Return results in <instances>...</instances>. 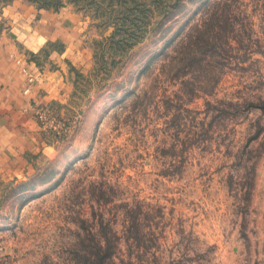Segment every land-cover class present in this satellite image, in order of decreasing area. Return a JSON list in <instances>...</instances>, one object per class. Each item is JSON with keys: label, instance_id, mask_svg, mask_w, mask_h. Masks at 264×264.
Wrapping results in <instances>:
<instances>
[{"label": "rangeland", "instance_id": "rangeland-1", "mask_svg": "<svg viewBox=\"0 0 264 264\" xmlns=\"http://www.w3.org/2000/svg\"><path fill=\"white\" fill-rule=\"evenodd\" d=\"M36 2L89 52L26 108L60 144L0 178V264H264V0Z\"/></svg>", "mask_w": 264, "mask_h": 264}, {"label": "crops", "instance_id": "crops-1", "mask_svg": "<svg viewBox=\"0 0 264 264\" xmlns=\"http://www.w3.org/2000/svg\"><path fill=\"white\" fill-rule=\"evenodd\" d=\"M0 20L12 24L11 29L0 28V178H14L35 169L36 160L55 154L60 144L58 136L44 130L28 112L30 101L62 106L71 83L65 78L63 61L69 58L75 64L89 51L81 43L79 18L69 7L3 0ZM58 41L65 44L63 50L52 45L48 58L42 55L51 42ZM25 65L35 76L30 92L24 91Z\"/></svg>", "mask_w": 264, "mask_h": 264}, {"label": "built area", "instance_id": "built-area-1", "mask_svg": "<svg viewBox=\"0 0 264 264\" xmlns=\"http://www.w3.org/2000/svg\"><path fill=\"white\" fill-rule=\"evenodd\" d=\"M33 80V76H30L29 77V79H27V81H26V91H28L29 89H30V86H28V84H29V82H31ZM39 114L41 115V116H45L46 115V110L45 109H42V107L41 108H39ZM47 116H49L48 114L46 115V117Z\"/></svg>", "mask_w": 264, "mask_h": 264}, {"label": "trees", "instance_id": "trees-1", "mask_svg": "<svg viewBox=\"0 0 264 264\" xmlns=\"http://www.w3.org/2000/svg\"><path fill=\"white\" fill-rule=\"evenodd\" d=\"M35 1H38V0H35ZM42 6H46V7H53V8H59V7H56V6H52V5H47V4H41Z\"/></svg>", "mask_w": 264, "mask_h": 264}]
</instances>
